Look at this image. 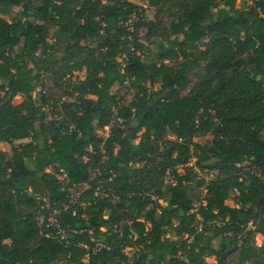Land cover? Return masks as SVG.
I'll return each instance as SVG.
<instances>
[{"label":"trees","instance_id":"16d2710c","mask_svg":"<svg viewBox=\"0 0 264 264\" xmlns=\"http://www.w3.org/2000/svg\"><path fill=\"white\" fill-rule=\"evenodd\" d=\"M141 1L0 0V264H264V0Z\"/></svg>","mask_w":264,"mask_h":264},{"label":"rangeland","instance_id":"374dc122","mask_svg":"<svg viewBox=\"0 0 264 264\" xmlns=\"http://www.w3.org/2000/svg\"><path fill=\"white\" fill-rule=\"evenodd\" d=\"M131 1H133V2H135L137 4H140V5H143L146 8V15L148 16L149 19H154L155 18L156 10H155L154 7H152V6L150 7L147 3H144L141 0H131ZM240 2H241V0H237L238 5L240 4ZM19 10H20V8H18V7L15 8L16 12L19 11ZM145 33H146V31L144 29H140L139 30V36L140 37H144ZM148 44H150V42H148ZM149 46L151 47V45H149ZM83 75H84V72L79 74V76H81V77H83ZM130 99H131V95H129V97H128V100H130ZM68 100H70V98H68ZM20 101H21V98H20V96H18L16 98L15 102L18 103ZM108 131H109V126H107L103 130H99L98 132H99L100 135H107ZM212 138H213V136L208 135V136H204V137H198V138H196V140L199 141V142H202V143H206V142H210ZM26 141H28V140L14 141L13 143L0 142V151H9L10 152L14 146H18L21 142H26ZM195 161H196V158L192 159V161L190 163H195ZM188 166H190L189 163H188ZM179 171L183 172L184 170H183L182 167H180ZM226 203L228 205H230V206H235V201L233 199H231V198L227 199ZM262 241H263V237L260 234L257 235V243L260 244V243H262ZM128 256H129V260L131 261L133 259V256H134V251H129ZM207 261L210 262V263H215L216 262V258H215V256H211V257L207 258Z\"/></svg>","mask_w":264,"mask_h":264},{"label":"built area","instance_id":"2783aa9c","mask_svg":"<svg viewBox=\"0 0 264 264\" xmlns=\"http://www.w3.org/2000/svg\"><path fill=\"white\" fill-rule=\"evenodd\" d=\"M125 57V55L124 56H122L119 60L120 61H123V58ZM110 129V128H109ZM109 132V131H108ZM108 132H107V134H108ZM192 161V160H191ZM190 161V162H191ZM189 162V165H190V167H193L194 168V170H195V172H198L199 173V175H204L206 178H208V176L207 175H209V176H212L213 175V173H208L207 171H205V172H201L200 171V169L195 165V163H190ZM188 165V164H187ZM65 174H60L59 175V179L60 180H64L65 179ZM170 181H172V180H170ZM75 187V185L73 186V188ZM71 190H72V188H71ZM77 190V189H76ZM44 201H47L45 198L43 199ZM46 207H49L48 206V203L46 204ZM51 214V216L49 217V219H48V221H49V223L47 224L48 226L49 225H53L54 224V222H55V220H54V218H53V214L52 213H50ZM43 223V218L42 217H40L39 218V225H41ZM262 236V235H261ZM263 237V236H262ZM261 244V243H260Z\"/></svg>","mask_w":264,"mask_h":264},{"label":"water","instance_id":"95a60500","mask_svg":"<svg viewBox=\"0 0 264 264\" xmlns=\"http://www.w3.org/2000/svg\"><path fill=\"white\" fill-rule=\"evenodd\" d=\"M264 202V195L262 196V198L258 201L257 203V206H260L262 205ZM257 226V221H254L252 222V224L250 225V227L248 228L247 232L246 233H249L251 229H254L255 227ZM238 248V244H235L233 249H237ZM232 251V249H228L226 250L225 252L222 253L221 255V258H220V261L223 263V264H228L226 262V257L227 255Z\"/></svg>","mask_w":264,"mask_h":264}]
</instances>
